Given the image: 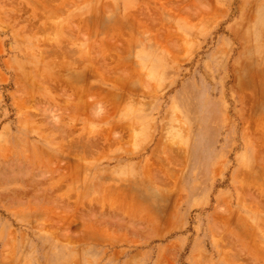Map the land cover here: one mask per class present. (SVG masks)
<instances>
[{
    "label": "rangeland",
    "instance_id": "rangeland-1",
    "mask_svg": "<svg viewBox=\"0 0 264 264\" xmlns=\"http://www.w3.org/2000/svg\"><path fill=\"white\" fill-rule=\"evenodd\" d=\"M0 264H264V0H0Z\"/></svg>",
    "mask_w": 264,
    "mask_h": 264
},
{
    "label": "bare ground",
    "instance_id": "bare-ground-1",
    "mask_svg": "<svg viewBox=\"0 0 264 264\" xmlns=\"http://www.w3.org/2000/svg\"><path fill=\"white\" fill-rule=\"evenodd\" d=\"M159 2V1H158ZM142 9V8H141ZM63 10V9H62ZM132 14V13H131ZM133 15V14H132ZM148 28V27H147ZM103 31V30H102ZM113 31V30H112ZM147 31V30H144ZM144 33V32H143ZM120 49V48H119ZM110 50V49H109ZM60 57V56H59ZM87 59V58H86ZM64 60V59H63ZM66 60V59H65ZM105 61V60H104ZM119 61V60H118ZM68 66V65H67ZM93 66V65H92ZM70 67V66H69ZM90 67V66H89ZM73 69V68H72ZM105 70V69H104ZM78 150V149H77Z\"/></svg>",
    "mask_w": 264,
    "mask_h": 264
}]
</instances>
